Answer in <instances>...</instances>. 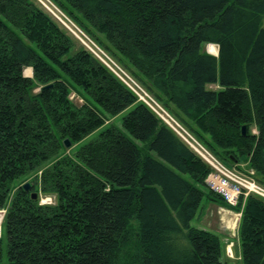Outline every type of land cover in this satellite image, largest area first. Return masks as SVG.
Returning a JSON list of instances; mask_svg holds the SVG:
<instances>
[{
	"label": "trees",
	"instance_id": "16d2710c",
	"mask_svg": "<svg viewBox=\"0 0 264 264\" xmlns=\"http://www.w3.org/2000/svg\"><path fill=\"white\" fill-rule=\"evenodd\" d=\"M51 1L218 158L247 165L264 186V0ZM130 108L123 129L111 122ZM209 173L36 0H0V264H224L221 236L191 225L204 199L229 207ZM29 179L37 200L23 189ZM234 210L242 263L264 264V201L242 197Z\"/></svg>",
	"mask_w": 264,
	"mask_h": 264
},
{
	"label": "built area",
	"instance_id": "2783aa9c",
	"mask_svg": "<svg viewBox=\"0 0 264 264\" xmlns=\"http://www.w3.org/2000/svg\"><path fill=\"white\" fill-rule=\"evenodd\" d=\"M44 7L55 19L70 32L75 34L82 44L86 46L91 53L95 55L111 72H113L138 98V101L145 104L158 118H160L166 126H168L210 169V173L206 179L208 187L221 195L229 206H238L240 199L243 197L246 200L249 197H256L264 201V187L259 183H255L248 175H239L245 178L243 181H238L235 178L230 179L223 170V167L218 163V159L198 140L175 116H173L164 106H162L148 91H146L137 81H135L125 70L113 61L97 44L89 46L84 39L64 20L59 18L57 14L50 8L44 0H36ZM68 18V17H67ZM71 21V20H70ZM70 29V30H69ZM70 32V33H71ZM71 33V34H72ZM86 34H84L85 36ZM86 39L88 36H85ZM91 40V39H90ZM92 41V40H91ZM93 42V41H92ZM94 43V42H93ZM95 44V43H94ZM98 49V50H97ZM215 169L218 171L216 172ZM237 170V169H236ZM240 173V172H239ZM238 175V174H237ZM252 180H250V179ZM252 181V183L248 182ZM50 201L44 200L43 202ZM238 223L234 222L231 226ZM230 226V228H231Z\"/></svg>",
	"mask_w": 264,
	"mask_h": 264
},
{
	"label": "rangeland",
	"instance_id": "374dc122",
	"mask_svg": "<svg viewBox=\"0 0 264 264\" xmlns=\"http://www.w3.org/2000/svg\"><path fill=\"white\" fill-rule=\"evenodd\" d=\"M44 1L50 6V8L57 14V16L59 18H61L62 20H64L66 22L67 25H69V26L74 25L73 28L70 26L71 29H73L75 31L77 30L76 32L81 36L82 39H84L86 41V43L89 46L94 47L96 45L91 41L92 39L88 35H85V36H88V38H90L91 40L86 39V37L84 36L85 33L83 32V30L80 29L71 19H69V17L64 12H62V10L59 9L51 0H44ZM70 32H71V30H70ZM73 36H75V38L79 39L78 38L79 36L77 37L75 34H73ZM205 51L206 52L211 51L209 45L205 47ZM209 54L212 55L211 52ZM25 75L28 77H33V70L31 68H28L27 70H25ZM208 88L216 90V89H218V86L217 85H209ZM72 98L77 104L81 103L80 98H78L76 95H73ZM131 110H132V108L126 110L125 112H123L122 114H120L116 117L111 118V122L115 126H117L118 128L123 129L122 120ZM253 130H254L253 131L254 133H257V130L255 128ZM99 133H100V131H97V132H94L93 134H91L90 136H88L77 147H74L73 152L76 151L78 148L82 147L83 145L88 144V143L96 140L99 136ZM135 142L140 147H143L145 145L144 143L137 141V140H135ZM210 152L218 159V163L223 167V169H221V170H223L225 172V174L230 179L235 178L238 181H243L244 179H242V178H245V177H242L239 175L245 174V175H248L249 177H251L253 179V181H255V183L257 182L255 179V171L253 169H250L247 165L241 164L242 165L241 169H239L238 167L236 168V166H228L220 158H218V156H216L212 151H210ZM151 155L155 159L163 162V160L155 152H151ZM215 171L218 172L216 169H215ZM241 173H243V174H241ZM184 177L189 179L188 175H184ZM252 179H250V180H252ZM250 180H248V182L252 183V181H250ZM27 182L30 183L31 179H29ZM44 200H47L50 202L49 203H46V201L43 202ZM41 202L44 204H52L53 199L50 197L42 198ZM235 207L236 206H229V207L219 206L218 204H215L211 201L204 199L202 201V205H201L200 209L198 210L196 217L191 222V225L193 227H196L199 229L209 230V231L216 233V234L221 236L222 246H223L222 260H223L224 264H243L241 261V246H240V240H239V227H240V221H241V217H242V211L234 210ZM0 215H3V219L1 222V226H0V236H1V228H2V223L4 220V216H5V210L0 211ZM237 219H238V223L235 224V226H231L234 222L236 223ZM230 226H231V228H230Z\"/></svg>",
	"mask_w": 264,
	"mask_h": 264
},
{
	"label": "water",
	"instance_id": "95a60500",
	"mask_svg": "<svg viewBox=\"0 0 264 264\" xmlns=\"http://www.w3.org/2000/svg\"><path fill=\"white\" fill-rule=\"evenodd\" d=\"M217 47H218V49H219V46L218 45H216ZM208 53H210V52H208ZM213 55V54H212ZM215 56V55H214ZM215 57H219V54H218V56H215ZM242 134H243V136H246L247 135V127L246 126H243L242 127ZM71 145H72V143H71V141L69 140V139H67L66 141H65V147L67 148V149H70L71 148ZM23 189L26 191V192H31V196H32V198H33V200H37L38 198H39V193H37V192H33L32 191V189H33V187H32V185L29 183V182H27V183H25L24 185H23Z\"/></svg>",
	"mask_w": 264,
	"mask_h": 264
},
{
	"label": "bare ground",
	"instance_id": "6f19581e",
	"mask_svg": "<svg viewBox=\"0 0 264 264\" xmlns=\"http://www.w3.org/2000/svg\"><path fill=\"white\" fill-rule=\"evenodd\" d=\"M210 49H211L210 52H211L213 55H215V56L218 55L219 49H218L217 46H216V47H215V46H210ZM2 219H3V215H0V226H1Z\"/></svg>",
	"mask_w": 264,
	"mask_h": 264
},
{
	"label": "crops",
	"instance_id": "0c3cea01",
	"mask_svg": "<svg viewBox=\"0 0 264 264\" xmlns=\"http://www.w3.org/2000/svg\"><path fill=\"white\" fill-rule=\"evenodd\" d=\"M209 46H215L216 47V45H209ZM218 54H219V52H218ZM218 56V55H217Z\"/></svg>",
	"mask_w": 264,
	"mask_h": 264
}]
</instances>
